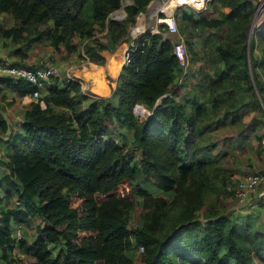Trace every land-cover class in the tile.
I'll use <instances>...</instances> for the list:
<instances>
[{
    "label": "trees",
    "instance_id": "16d2710c",
    "mask_svg": "<svg viewBox=\"0 0 264 264\" xmlns=\"http://www.w3.org/2000/svg\"><path fill=\"white\" fill-rule=\"evenodd\" d=\"M122 1L0 0V15L15 20L10 27L0 22V42L17 45L21 56L23 48L47 42L63 46L67 62L78 52L103 64L108 44L98 30L114 46L130 40L128 24L151 0H132L125 19L111 18ZM88 2L91 19L83 15ZM212 3L226 8L217 19L178 14L191 63L202 73L196 84L182 79V94L175 87L183 69L162 25L145 34L148 41L122 67L108 97H94L59 74L41 86L0 76L2 97L12 93L11 101H22L24 130L11 135L0 103V134L9 149L0 188L16 192L21 204L0 208L2 264H264V210L252 205L237 214L226 203L236 199L239 180L226 166L230 148L248 142L250 133L259 145L264 136V13L249 41L254 0ZM225 24L220 39L205 33ZM201 34L206 58L194 48ZM37 88L39 96L31 97ZM169 91L172 97L157 103ZM137 103L150 110L145 119L135 115ZM234 127L237 135L215 137ZM152 174L172 178L164 194L147 186ZM125 184L133 195L117 193ZM38 200L42 207L33 214Z\"/></svg>",
    "mask_w": 264,
    "mask_h": 264
},
{
    "label": "rangeland",
    "instance_id": "374dc122",
    "mask_svg": "<svg viewBox=\"0 0 264 264\" xmlns=\"http://www.w3.org/2000/svg\"><path fill=\"white\" fill-rule=\"evenodd\" d=\"M176 0H170V2H174ZM181 4L182 7L185 6H189V8H187L188 11H194L196 13V17L197 18H201L202 16L206 17V18H211V19H217L220 17L221 15V10H220V6H217L212 3V0H181ZM127 2H129L128 0H123L122 5L120 6V8H118L117 10H115L114 12H112L110 14L111 18H115L118 19L119 15L121 16L123 11L125 10V7ZM91 5V4H90ZM89 3L86 4L85 6V11H84V17L91 19V9ZM148 9V7H147ZM145 9L144 12H140L136 15V21L134 23H129L128 24V30H130V37L129 39L132 38L131 36V27L133 25H135L138 21L144 25L147 26V23L149 22L148 18L146 17L148 15V17H150V9ZM176 11V10H175ZM179 11V10H178ZM149 13V14H148ZM176 15V14H175ZM146 17V18H144ZM119 20V19H118ZM0 22L3 23L6 27H10L15 23V20L13 19V17L9 14H2L0 15ZM154 23L150 22L148 23V27L152 26ZM179 24V23H178ZM99 28V27H98ZM227 29V25H223L222 28L218 29V30H214L209 29L206 30L205 33H213V32H217V36H219L222 38L225 35ZM181 31V30H180ZM254 32V29H251L249 31V33L252 35ZM98 36H103L102 40L104 42H106L108 44V48L106 50H113L115 48L114 43H112V41L109 39V37H104V31L102 30H98L97 32ZM169 38V36H168ZM195 39V44H194V48L196 51L199 52V55L197 56V58L202 57V58H206L208 52H209V48L206 46V43L204 41V39L202 38V34L200 35V37H194ZM213 39H216L213 37ZM75 42L79 43L80 40L79 38H74ZM179 40H183L184 43L187 45V41H186V36L183 32H180L179 35L176 36H172L171 37V41L173 42H177ZM16 47L17 45H13L12 42H9V40L5 41V40H1L0 42V58H5L8 60H12L13 62L16 63H21V64H26V65H34V66H39V65H53L57 64L60 65L61 63L64 65H60L59 68L60 70L63 69V67H67V65L69 64L67 62V59H63L62 58V50H63V46H61L62 50H58L55 49L53 46H51L50 44H48L47 42H38L35 45H33L30 49H26L23 48L24 50V54L25 56H21L18 54V52H16ZM81 48V46H80ZM103 51V50H102ZM187 54L189 56L190 62H189V67L186 68V70L184 71V73L187 72L188 77H184V79L186 78L188 80V82H192L193 84H196L198 82V78L200 77V75L202 73H200L199 66L198 65H194L192 64V58H191V52L189 50V48L187 47ZM73 56H80L78 52H76ZM72 57H70V60H72ZM81 57V56H80ZM120 57H118L117 62L120 60ZM69 60V59H68ZM70 62V61H69ZM122 62V58L121 61H119V63ZM70 66V65H69ZM72 66V65H71ZM70 66V67H71ZM70 67L68 69H70ZM58 68V67H56ZM205 69L206 70H210V65L206 64L205 65ZM62 73V72H61ZM183 73V75H184ZM65 73H62V75H60V77L65 76ZM68 77L77 80L78 78L74 77V76H70L68 73ZM183 79V80H184ZM185 79V80H186ZM183 86V85H182ZM84 90L87 92V89L84 88ZM184 92L186 91L185 88L183 89ZM12 93H9L8 95H6L7 97L3 98L2 94H0V103L3 104V106L5 107V110L3 111L4 114L6 115V117L9 120L10 123V133L11 135H13L15 132L16 133H23L24 130L20 127V120L22 117V113H21V109H22V101L20 102H13L11 101V95ZM264 110V108H263ZM148 111L150 112V110L148 109ZM140 119H145V118H140ZM238 132V128L234 127V128H222L220 129L218 132H216L215 137L216 138H221L223 137V135H237ZM9 133V134H10ZM249 141L248 142H244L243 144L239 145L237 142L235 144V146L230 148V151L228 152V155L226 156V166L229 168L230 171H232L235 174V177L237 179L241 178L244 174L249 173V172H253V171H259V172H263L264 171V158L262 156V152H261V147L259 145V143L257 142V140H252L253 136L250 133L249 134ZM122 138V137H121ZM7 138L5 136H3L2 134H0V172H4L7 170L5 161H6V154L7 151L9 150L8 147L6 146V144L4 143V140H6ZM260 148V151L258 152L257 149ZM165 180L160 182V179L157 178V176H154L152 178V184H151V188L155 189L156 186H163ZM155 186V187H154ZM117 193H121V194H125V195H133L134 191L131 190L130 186L128 184H125L122 188H118L116 189ZM163 192H159V194H162ZM136 198L138 199L137 195ZM247 201V200H246ZM227 205H228V209L231 211H239L237 214H244L245 212H247L249 210V207H251L252 205H259V207H261L264 210V199L258 198L256 195H252L250 196L249 200L247 202H244L242 204H238L236 203V201L233 198H230L227 200ZM6 204H10L12 206L15 207H19L21 206L18 198H17V194L16 192L12 191L11 194H8L6 192V187L3 185L0 188V208L5 206ZM42 207V203H40V201L38 200V202L35 203V206H33V208L31 209V213L36 214L38 212V210ZM141 207L139 205H136L135 207V212L133 214V220L135 221L137 219L138 213L140 212ZM244 213H242L243 211ZM31 233V231H30ZM259 264H263L261 263V261H258ZM0 264H2L1 259H0Z\"/></svg>",
    "mask_w": 264,
    "mask_h": 264
},
{
    "label": "built area",
    "instance_id": "2783aa9c",
    "mask_svg": "<svg viewBox=\"0 0 264 264\" xmlns=\"http://www.w3.org/2000/svg\"><path fill=\"white\" fill-rule=\"evenodd\" d=\"M126 4L132 3V0H128ZM169 0H159L156 6L151 11L150 18H155L154 24L147 27L146 25L140 23L139 21L131 27V36L132 38L128 41L122 55V66L128 65L133 62V54L137 51V48L140 44H144L148 41V38L145 37L147 32H157L159 27L162 25L166 28L168 34H178L179 33V24L177 17L173 14L170 15H161V12L169 5H167ZM123 2V1H122ZM256 4V10L252 19L253 27H255L257 21L264 13V0H254ZM126 17V11H123L121 16L119 15L118 19L123 20ZM138 25L140 27L137 30H134ZM173 53L183 69V72L177 78V82L182 81V76L187 67H189L187 46L183 40L173 42ZM59 74V68H56L53 65H39L35 67H29L28 65L14 63L12 61L5 60L0 58V76H8L15 79H25L32 83L33 85L41 86L44 82L50 77V75ZM68 75V74H67ZM40 94V89L37 88L31 94V97H38ZM163 97H172V92L164 93L158 100L157 103L162 101ZM134 113L139 118H146L150 113L148 108L142 104L137 103L134 107ZM260 147L262 156L264 158V136L260 140ZM256 195L258 198L264 199V173L259 171H253L244 174L236 182L234 186V196L239 203L243 204L246 202L250 196ZM22 228L19 226L16 230V235L18 238L21 237ZM144 248L140 246L142 251Z\"/></svg>",
    "mask_w": 264,
    "mask_h": 264
},
{
    "label": "crops",
    "instance_id": "0c3cea01",
    "mask_svg": "<svg viewBox=\"0 0 264 264\" xmlns=\"http://www.w3.org/2000/svg\"><path fill=\"white\" fill-rule=\"evenodd\" d=\"M158 2H159V0H151L149 2L147 7H148V9H150V13ZM181 2H182L181 0H176L174 2H170V0H169L167 3V5H169V6H167L161 13H163L164 16L170 15V14H173V15L176 14L175 16L177 17V20H179L178 14H179L180 10H184L185 12H190L187 10V8H189V6L182 7ZM88 3H89V5L91 4L90 2H88ZM89 7L91 9V5ZM147 7H146V9H147ZM220 9L223 11L226 10V8H222V7H220ZM146 17L149 20L148 23H150V22L154 23L155 18H150V17H148V15ZM146 17H144V18H146ZM195 17H196V15H195ZM140 23H141V21H140ZM148 23H147V27H148ZM180 32L181 31L179 28L178 34H168L167 32H163V34L167 38L169 36L168 39L171 40L172 36L179 35ZM185 36L187 39L188 35L185 34ZM128 41L127 40L120 41L117 45H115V48L113 50H106L105 49V50L101 51V53L105 57V62L103 64H99V63L90 61V59H88V58L82 59L80 56H77V57L73 56L72 60H70V62H68L69 64L67 65V67L66 66L63 67L62 70H60V68H59L60 65L61 66L63 65L62 63L60 65H57V64H54V65H55V67L59 68V75H62V73H65L66 74L65 76H68L67 74L69 73L70 76H74V77L78 78L77 80L81 83L82 89L83 90H84V88L87 89V92L84 90L86 93H88L94 97H96V96L108 97L114 92L116 85H117V81L120 77V73H121L123 66H122V62H120V63H119V61L117 62V59H118V57L122 58L123 51H124ZM3 59H5V58H3ZM5 60H8V59H5ZM8 61H12V60H8ZM69 65L70 66L72 65V66L70 67ZM69 67H70V69H68ZM183 76L187 78L188 77L187 72ZM182 79H184V78L182 77ZM99 86H101V88L105 90V93L97 92L96 89L100 88ZM183 89H184V86H182L181 83L175 87V90H177V92H179V94L184 93ZM178 98L179 97H177V99ZM154 176H157V178L160 179V182L165 180L163 186H161V187L159 186V188H158V186H156V187L154 186L155 189L151 188L152 178ZM152 178H151V181L148 182L147 186L150 188L151 192H153V194H155V195H159V192H161V191L163 192L162 194H164L163 187L165 185L171 184L173 182V180L170 176H165V175L152 174ZM233 199L236 201V203L241 204L238 202L237 199H235V198H233ZM242 205H244V204H242ZM255 209H256V207L248 210L245 213H248V212L255 210ZM257 209H259V206L257 207ZM244 211L242 213H244ZM234 212H239V211H234Z\"/></svg>",
    "mask_w": 264,
    "mask_h": 264
},
{
    "label": "bare ground",
    "instance_id": "6f19581e",
    "mask_svg": "<svg viewBox=\"0 0 264 264\" xmlns=\"http://www.w3.org/2000/svg\"><path fill=\"white\" fill-rule=\"evenodd\" d=\"M139 27H140V25H138L134 30H137ZM119 59H120L119 61H121V57H120ZM99 87H100V88H97V89H96L97 92H99V93H105V90L102 89L101 86H99Z\"/></svg>",
    "mask_w": 264,
    "mask_h": 264
},
{
    "label": "water",
    "instance_id": "95a60500",
    "mask_svg": "<svg viewBox=\"0 0 264 264\" xmlns=\"http://www.w3.org/2000/svg\"><path fill=\"white\" fill-rule=\"evenodd\" d=\"M252 27H253V23L251 22V24L249 25V27L247 29L250 31L252 29ZM249 31H248V39L250 41L251 34L249 33ZM111 195H113V193Z\"/></svg>",
    "mask_w": 264,
    "mask_h": 264
}]
</instances>
